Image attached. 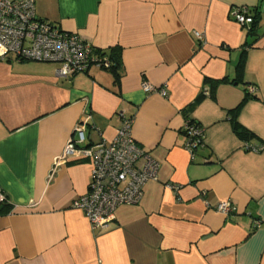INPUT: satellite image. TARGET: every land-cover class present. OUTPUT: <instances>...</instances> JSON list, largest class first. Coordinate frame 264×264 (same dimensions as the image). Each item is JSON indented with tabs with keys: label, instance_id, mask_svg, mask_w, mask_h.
<instances>
[{
	"label": "crops",
	"instance_id": "0c3cea01",
	"mask_svg": "<svg viewBox=\"0 0 264 264\" xmlns=\"http://www.w3.org/2000/svg\"><path fill=\"white\" fill-rule=\"evenodd\" d=\"M242 5L257 10L253 28L229 15ZM35 11L118 65L61 77L55 63L0 56V264H264V150L244 146L264 144V0H35ZM119 112L158 167L138 203L93 229L70 205L91 160L54 161L76 127L83 145L113 139ZM187 119L203 129L193 152Z\"/></svg>",
	"mask_w": 264,
	"mask_h": 264
},
{
	"label": "built area",
	"instance_id": "2783aa9c",
	"mask_svg": "<svg viewBox=\"0 0 264 264\" xmlns=\"http://www.w3.org/2000/svg\"><path fill=\"white\" fill-rule=\"evenodd\" d=\"M229 13L240 25L250 26L254 21L253 8L246 5L235 6ZM195 36L203 40L202 33L196 31ZM6 54H12L16 60L55 63V73L61 77L84 72L90 65L101 68L111 65L107 56L94 53L91 44L78 34L39 18L35 11V0H0V56ZM141 88L145 92L166 95L164 86L156 87L142 82ZM254 90V85L248 86L249 93ZM117 118L119 126L114 138L100 139L90 145L82 144L85 136L76 127L77 138H69L62 153L54 161L57 165L68 158L85 157L91 160L87 190L75 197L70 205L84 212L93 229L107 227L119 205L138 203L143 185L155 178L158 167L157 162L133 138V116L119 112ZM183 130L185 147L193 152L203 143V129L197 122L187 119ZM244 146L250 152L264 150V144L244 143ZM6 202L7 198L0 189V206ZM215 210L227 214L232 211V204L221 201Z\"/></svg>",
	"mask_w": 264,
	"mask_h": 264
},
{
	"label": "trees",
	"instance_id": "16d2710c",
	"mask_svg": "<svg viewBox=\"0 0 264 264\" xmlns=\"http://www.w3.org/2000/svg\"><path fill=\"white\" fill-rule=\"evenodd\" d=\"M253 12H254V15H253V17H254V21H253V23L251 24V28H253L254 25L256 24L257 17H258V13H257V10H256L255 7H253ZM99 54H100V55H105V56L108 57L109 61L111 62V65H110V68H109V69H113V68L116 67V65H118L117 62H116V60H115V58H112L111 56H109V55H107V54H105V53H102V52H99ZM237 68H238V69H241V68H242V58L240 59L238 65H237ZM215 82H216V81H212V83H215ZM248 93H249V92H248ZM249 94H250V93H249ZM243 101H244V99L238 104V106L235 108V110H237V109L240 107V105L243 103ZM232 123H233V129H234V131H235L238 135H240V136H242V137L248 135V133H247V132H246V131H245L240 125H238V123H237V121L235 120V118H233Z\"/></svg>",
	"mask_w": 264,
	"mask_h": 264
}]
</instances>
